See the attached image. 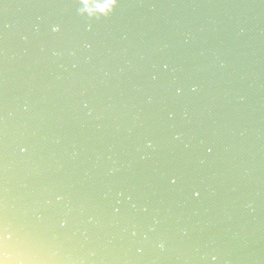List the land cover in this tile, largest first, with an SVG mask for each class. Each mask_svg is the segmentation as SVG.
Here are the masks:
<instances>
[{
  "label": "water",
  "instance_id": "obj_1",
  "mask_svg": "<svg viewBox=\"0 0 264 264\" xmlns=\"http://www.w3.org/2000/svg\"><path fill=\"white\" fill-rule=\"evenodd\" d=\"M108 3L0 0V261L264 264V0Z\"/></svg>",
  "mask_w": 264,
  "mask_h": 264
},
{
  "label": "snow or ice",
  "instance_id": "obj_2",
  "mask_svg": "<svg viewBox=\"0 0 264 264\" xmlns=\"http://www.w3.org/2000/svg\"><path fill=\"white\" fill-rule=\"evenodd\" d=\"M55 30H58V26H57V28ZM21 151H27V148L26 147H22ZM208 151L211 152L212 149L209 148ZM177 179H178V177L172 176L170 178V182L171 183H176ZM196 195L199 196L200 193L196 192ZM3 221H5V220H3ZM3 221H0V243H2V245H3L2 249L6 251L7 250V241L11 239L12 232L10 231V228H5V227L2 226ZM65 223H67V221H65Z\"/></svg>",
  "mask_w": 264,
  "mask_h": 264
},
{
  "label": "clouds",
  "instance_id": "obj_3",
  "mask_svg": "<svg viewBox=\"0 0 264 264\" xmlns=\"http://www.w3.org/2000/svg\"><path fill=\"white\" fill-rule=\"evenodd\" d=\"M118 4V0H109L107 7L114 9ZM0 264H8L7 260L0 261ZM20 264H24V262H20Z\"/></svg>",
  "mask_w": 264,
  "mask_h": 264
}]
</instances>
